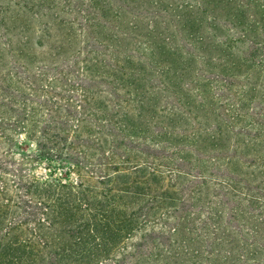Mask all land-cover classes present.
I'll return each mask as SVG.
<instances>
[{"label":"rangeland","instance_id":"1","mask_svg":"<svg viewBox=\"0 0 264 264\" xmlns=\"http://www.w3.org/2000/svg\"><path fill=\"white\" fill-rule=\"evenodd\" d=\"M111 148L152 155L170 192L98 264H205L263 239L264 0H0V185L75 184Z\"/></svg>","mask_w":264,"mask_h":264},{"label":"trees","instance_id":"2","mask_svg":"<svg viewBox=\"0 0 264 264\" xmlns=\"http://www.w3.org/2000/svg\"><path fill=\"white\" fill-rule=\"evenodd\" d=\"M36 127L30 129L31 141L37 139ZM216 131L217 135L224 134L220 126ZM44 137V145L57 138L46 132ZM129 137L134 141L152 140L139 129H132ZM97 143L100 146L102 138ZM113 154V148L103 152L96 165L100 170L95 174L82 173V168H78L75 184L23 178L13 181L14 186L0 185V264H98L110 258L150 217L154 218L155 211L165 207L169 199L170 191L163 185L159 170L162 164H156L152 155L140 156L134 151L120 159L113 158ZM62 155L59 153L58 158ZM121 177L129 178L124 188L119 187ZM17 194L23 195L19 201ZM129 195L134 196L136 205L132 214L124 202ZM149 199L154 205L144 211L143 206L137 209L140 202ZM259 220L264 224V218ZM253 232L255 235L245 239L242 246L236 242L222 255L209 250L205 264H264V234L263 239L259 238L258 225ZM216 240L234 244L211 238L213 243ZM236 256L238 260L233 262L230 258Z\"/></svg>","mask_w":264,"mask_h":264}]
</instances>
